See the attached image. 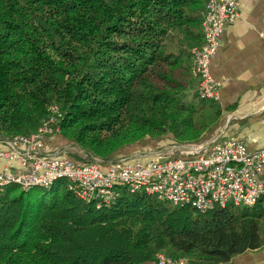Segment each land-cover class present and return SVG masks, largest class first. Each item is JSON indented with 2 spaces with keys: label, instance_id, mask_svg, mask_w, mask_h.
Returning <instances> with one entry per match:
<instances>
[{
  "label": "trees",
  "instance_id": "16d2710c",
  "mask_svg": "<svg viewBox=\"0 0 264 264\" xmlns=\"http://www.w3.org/2000/svg\"><path fill=\"white\" fill-rule=\"evenodd\" d=\"M205 1L0 0V142L51 116L90 163L146 139L201 141L218 114L191 75ZM15 188L0 191V264H152L160 251L229 264L264 246V197L198 213L124 190L96 208L61 180Z\"/></svg>",
  "mask_w": 264,
  "mask_h": 264
},
{
  "label": "built area",
  "instance_id": "2783aa9c",
  "mask_svg": "<svg viewBox=\"0 0 264 264\" xmlns=\"http://www.w3.org/2000/svg\"><path fill=\"white\" fill-rule=\"evenodd\" d=\"M238 0H206L201 14V42L189 49L191 75L198 99L218 100V86L209 73L223 28L239 16ZM53 115L55 107L50 108ZM51 116L49 123L54 121ZM47 122V121H46ZM45 123V122H44ZM0 142V191L15 186L22 192L45 189L61 180L78 201L96 208L111 204L119 190L143 193L161 203L204 213L215 207H251L264 197V142L254 151L234 139L216 135L207 142L176 147L166 160L144 157L142 162L117 158L81 164L66 156L43 152L41 134ZM152 264H189L185 258L154 255Z\"/></svg>",
  "mask_w": 264,
  "mask_h": 264
},
{
  "label": "crops",
  "instance_id": "0c3cea01",
  "mask_svg": "<svg viewBox=\"0 0 264 264\" xmlns=\"http://www.w3.org/2000/svg\"><path fill=\"white\" fill-rule=\"evenodd\" d=\"M238 3V19L223 28L209 64L218 86V114L201 143L220 134L254 151L264 142V0ZM59 149L43 142L46 154ZM261 176L264 180V166ZM229 264H264V246L235 256Z\"/></svg>",
  "mask_w": 264,
  "mask_h": 264
},
{
  "label": "rangeland",
  "instance_id": "374dc122",
  "mask_svg": "<svg viewBox=\"0 0 264 264\" xmlns=\"http://www.w3.org/2000/svg\"><path fill=\"white\" fill-rule=\"evenodd\" d=\"M210 113H211L210 110L205 108L203 109V111H201L198 114V116L205 118L211 116ZM44 124H45L44 129H46V132L44 134H41L40 137L43 139L44 143H50L54 148L56 147L62 148L59 149L60 151L57 150L59 153L56 152V154L61 156H66L76 163H81V164L89 163L83 160L85 159L84 156L76 152V149L74 147L69 146V142L66 140L64 136L60 135V133L57 131V128H54L52 132L49 129L50 125L52 124L49 123L48 121L45 122ZM32 134H36V132ZM201 141L191 144H198L201 143ZM191 144H177L170 136H163L158 140L146 139L139 144L128 147L119 156V158L133 159L130 162H142V159H144V157L152 156V157H158L157 160L159 161H163L168 159L169 157H173L178 154V151L175 150L176 147L183 145H191ZM71 155H75L76 157ZM14 190H15L14 193L20 191L17 187Z\"/></svg>",
  "mask_w": 264,
  "mask_h": 264
}]
</instances>
